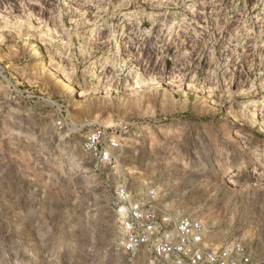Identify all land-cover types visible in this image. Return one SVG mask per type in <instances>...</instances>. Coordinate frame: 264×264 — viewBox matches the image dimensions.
I'll list each match as a JSON object with an SVG mask.
<instances>
[{
  "label": "rangeland",
  "instance_id": "obj_1",
  "mask_svg": "<svg viewBox=\"0 0 264 264\" xmlns=\"http://www.w3.org/2000/svg\"><path fill=\"white\" fill-rule=\"evenodd\" d=\"M0 63V264H156L121 188L264 262V0H0Z\"/></svg>",
  "mask_w": 264,
  "mask_h": 264
},
{
  "label": "built area",
  "instance_id": "obj_2",
  "mask_svg": "<svg viewBox=\"0 0 264 264\" xmlns=\"http://www.w3.org/2000/svg\"><path fill=\"white\" fill-rule=\"evenodd\" d=\"M6 76L7 66L0 63V79ZM126 133L124 127H94L87 130L84 147L100 163L111 164L113 152L121 145L119 137ZM113 207L126 231L125 248L133 259L144 250L156 264H254L245 243L225 241L216 247L210 242V228L199 216L160 215L150 201L136 200L126 188L116 194Z\"/></svg>",
  "mask_w": 264,
  "mask_h": 264
}]
</instances>
